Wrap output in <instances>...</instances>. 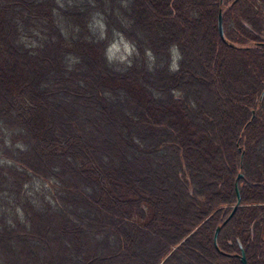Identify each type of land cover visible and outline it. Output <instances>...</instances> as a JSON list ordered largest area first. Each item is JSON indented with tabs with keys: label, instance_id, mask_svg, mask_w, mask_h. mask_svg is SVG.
I'll list each match as a JSON object with an SVG mask.
<instances>
[{
	"label": "trees",
	"instance_id": "16d2710c",
	"mask_svg": "<svg viewBox=\"0 0 264 264\" xmlns=\"http://www.w3.org/2000/svg\"><path fill=\"white\" fill-rule=\"evenodd\" d=\"M6 219L0 264H264V0H0Z\"/></svg>",
	"mask_w": 264,
	"mask_h": 264
},
{
	"label": "rangeland",
	"instance_id": "374dc122",
	"mask_svg": "<svg viewBox=\"0 0 264 264\" xmlns=\"http://www.w3.org/2000/svg\"><path fill=\"white\" fill-rule=\"evenodd\" d=\"M110 54H111V57L114 58V59L126 60L132 54V47H131V45L128 42L124 41L123 39H117L114 42V44L111 46V48H110ZM84 105H87V103H85ZM74 106L76 107L77 104H75ZM87 107H88V105H87ZM91 110H93V109H90V111ZM96 112L99 113L98 110H96ZM91 114H92L93 117H95V113L94 112H91ZM2 116L6 118V115L5 114H2ZM107 124L108 123H106V125ZM111 137H112V132H108V134H106V136H104V139L107 140V142L109 144V149H110V151L113 152L115 149L113 147V144L111 143V140H112ZM117 138H119V136ZM32 153L34 154L35 161H36L38 159V157L40 156V153L39 152H36V151H34ZM147 164H148V162H147ZM52 169L56 171L55 168H52ZM152 176L153 177H159L160 174H159L158 171H154V173L152 174ZM86 192H87L86 189H84L83 194H82L84 196V198H85L84 193H86ZM11 225H12L11 221L6 219V220H4L3 225L0 224V230H2L4 232V230L7 227H10ZM113 228L115 229V226ZM46 236H47V238L48 237H51V234H48L47 233ZM88 237H90V241L92 243L95 242V241H99V239H98L97 236L94 237V236H89L88 235ZM70 238L72 240V237H70ZM63 244L65 246H68L69 245V242L66 243V241H64V240H62L61 244H57L55 241L48 242L46 244L47 247L45 249H43L44 246L41 248L42 256L43 255L48 256V253L49 252L56 251V250H58L59 252H63L64 251V247H63L64 245ZM116 246L117 245H115V244L113 245V247L112 246H108V248H106V251L112 253L113 255H115V257H116V264H127L124 257L118 256L116 254ZM0 248H1V244H0ZM47 249H49V250L46 251ZM104 252H105V250H104Z\"/></svg>",
	"mask_w": 264,
	"mask_h": 264
},
{
	"label": "water",
	"instance_id": "95a60500",
	"mask_svg": "<svg viewBox=\"0 0 264 264\" xmlns=\"http://www.w3.org/2000/svg\"><path fill=\"white\" fill-rule=\"evenodd\" d=\"M218 28H219V33H220V36L222 38V40L224 41L225 38H224V28H223V13L222 11H220L219 13V17H218ZM243 178V175L240 174L237 178V183H236V195H237V203L236 205L234 206L231 214L229 215V217L226 219V221L224 222V224H226L228 221H230L234 214L236 213V211L238 210L240 204H241V195H240V190H239V180ZM220 227L217 228L216 230V233H215V245L217 246V238H218V235H219V232H220ZM241 263L242 264H247V258H246V255H245V252L242 251V254H241Z\"/></svg>",
	"mask_w": 264,
	"mask_h": 264
}]
</instances>
